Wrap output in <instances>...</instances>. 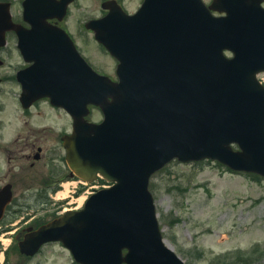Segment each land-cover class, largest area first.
<instances>
[{
    "label": "water",
    "instance_id": "1",
    "mask_svg": "<svg viewBox=\"0 0 264 264\" xmlns=\"http://www.w3.org/2000/svg\"><path fill=\"white\" fill-rule=\"evenodd\" d=\"M70 1L23 0L30 30L13 23L9 2H0V45L14 29L23 35L25 58L36 61L43 43L34 26L62 18ZM260 3L214 0L226 11L220 17L202 0H143L133 14L115 1L102 4L108 13L86 26L117 58L118 80L87 65L85 94L50 97L74 119L65 139L71 169L89 181L99 173L112 185L34 231L21 252L59 240L80 264H184L163 240L149 178L173 158H209L264 176V87L255 77L264 70ZM88 104L100 108L99 123L84 119Z\"/></svg>",
    "mask_w": 264,
    "mask_h": 264
},
{
    "label": "flooded vegetation",
    "instance_id": "2",
    "mask_svg": "<svg viewBox=\"0 0 264 264\" xmlns=\"http://www.w3.org/2000/svg\"><path fill=\"white\" fill-rule=\"evenodd\" d=\"M116 1L133 13L142 0L132 9L125 7L124 0ZM212 1L205 0L209 14L223 15L212 7ZM106 12L101 8L99 16ZM47 20L49 25L40 26L43 32L35 37L37 44L43 43V49H35L36 61L24 57L23 35L15 31L6 32L0 46V264H31L54 243L69 254L54 241L43 242L34 255L21 253L19 248L31 233L65 210L79 209L78 198L88 186L72 173L67 161L65 139L73 131L74 119L50 95L76 101L85 94L86 63L100 75L117 78L116 59L83 21L72 25L68 16ZM14 21L25 30L32 28L22 19ZM89 109L87 119L96 122L93 116L98 108L90 105ZM94 181L108 185L99 176ZM70 186L75 189L73 194L59 199L58 194L66 187L71 190Z\"/></svg>",
    "mask_w": 264,
    "mask_h": 264
},
{
    "label": "rangeland",
    "instance_id": "3",
    "mask_svg": "<svg viewBox=\"0 0 264 264\" xmlns=\"http://www.w3.org/2000/svg\"><path fill=\"white\" fill-rule=\"evenodd\" d=\"M6 1L12 18L21 20V0ZM124 1L129 9L138 4ZM100 10V0H76L68 23L80 24ZM150 189L164 241L185 264H264V178L210 160H173L151 177ZM37 261L76 264L57 243L30 263Z\"/></svg>",
    "mask_w": 264,
    "mask_h": 264
},
{
    "label": "bare ground",
    "instance_id": "4",
    "mask_svg": "<svg viewBox=\"0 0 264 264\" xmlns=\"http://www.w3.org/2000/svg\"><path fill=\"white\" fill-rule=\"evenodd\" d=\"M60 194H61V195H64V192H61ZM79 201H82V198H80Z\"/></svg>",
    "mask_w": 264,
    "mask_h": 264
}]
</instances>
